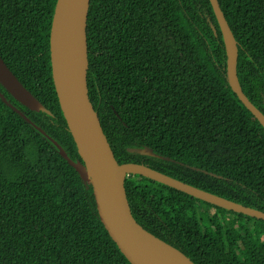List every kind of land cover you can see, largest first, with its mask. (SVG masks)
I'll return each instance as SVG.
<instances>
[{"label":"trees","instance_id":"obj_1","mask_svg":"<svg viewBox=\"0 0 264 264\" xmlns=\"http://www.w3.org/2000/svg\"><path fill=\"white\" fill-rule=\"evenodd\" d=\"M55 2L0 0V58L51 115L0 92L75 161L51 79ZM217 2L237 42L242 92L264 114V0ZM86 42L88 97L119 164H145L264 212V130L226 83L208 0H90ZM142 147L173 162L127 152ZM124 188L134 220L194 264H264V221L138 176ZM0 264H129L91 188L1 100Z\"/></svg>","mask_w":264,"mask_h":264},{"label":"water","instance_id":"obj_2","mask_svg":"<svg viewBox=\"0 0 264 264\" xmlns=\"http://www.w3.org/2000/svg\"><path fill=\"white\" fill-rule=\"evenodd\" d=\"M223 42L225 80L230 91L264 130V114L242 92L237 78V42L224 18L217 0H208ZM90 0H56L49 30V59L51 79L58 105L67 130L74 142L78 160H71L63 148L0 92V100L25 122L45 136L58 154L89 186L94 198L97 217L109 238L129 264H194L178 249L144 230L133 218L124 184L128 176H138L179 191L187 196L224 211L264 221V212L246 207L158 172L145 164L121 163L104 135L97 113L87 90L86 21ZM210 27L216 34L211 23ZM0 86L20 105L32 112L51 113L29 92L0 58ZM127 152L165 161L149 147L128 148ZM173 162V161H172ZM191 170L199 171L194 167ZM206 173L205 171H202ZM214 176L213 174H209Z\"/></svg>","mask_w":264,"mask_h":264}]
</instances>
